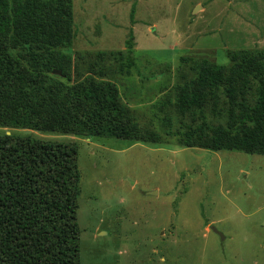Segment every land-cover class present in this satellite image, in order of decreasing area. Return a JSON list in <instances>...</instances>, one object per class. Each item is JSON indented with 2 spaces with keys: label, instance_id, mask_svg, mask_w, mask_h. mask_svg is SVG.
<instances>
[{
  "label": "rangeland",
  "instance_id": "1",
  "mask_svg": "<svg viewBox=\"0 0 264 264\" xmlns=\"http://www.w3.org/2000/svg\"><path fill=\"white\" fill-rule=\"evenodd\" d=\"M72 9L70 78L48 76L72 86L76 66L114 82L139 124L160 135L152 143L11 130L77 144L79 264H264V154L217 145L263 135L254 121L264 98V0H72ZM130 31L134 66L125 73ZM181 57L216 63L210 148L178 142L174 96L190 71Z\"/></svg>",
  "mask_w": 264,
  "mask_h": 264
},
{
  "label": "trees",
  "instance_id": "2",
  "mask_svg": "<svg viewBox=\"0 0 264 264\" xmlns=\"http://www.w3.org/2000/svg\"><path fill=\"white\" fill-rule=\"evenodd\" d=\"M73 37L72 0H0V264H79L77 144L11 130L160 141L121 101L114 82L76 66L72 86L48 76L55 69L70 78L71 57L63 47ZM132 37L130 31L119 65L125 73L134 66ZM181 60L189 61L190 71L182 72L174 96L183 128L178 142L210 148L216 63L205 57ZM251 82L244 83L245 90ZM261 102L254 121L263 134L259 143L226 137L217 140L219 149L264 154V98ZM165 122L170 124L169 116Z\"/></svg>",
  "mask_w": 264,
  "mask_h": 264
},
{
  "label": "water",
  "instance_id": "3",
  "mask_svg": "<svg viewBox=\"0 0 264 264\" xmlns=\"http://www.w3.org/2000/svg\"><path fill=\"white\" fill-rule=\"evenodd\" d=\"M53 71H56L57 73H60L59 70H55V69H53ZM6 133H8V131H6ZM212 230H213L214 232H217L218 234L221 235V233H219L215 228H212Z\"/></svg>",
  "mask_w": 264,
  "mask_h": 264
}]
</instances>
